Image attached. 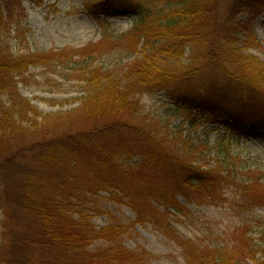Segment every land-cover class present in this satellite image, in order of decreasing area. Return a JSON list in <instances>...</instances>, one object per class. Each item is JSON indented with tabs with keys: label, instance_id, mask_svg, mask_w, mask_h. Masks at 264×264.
<instances>
[{
	"label": "trees",
	"instance_id": "1",
	"mask_svg": "<svg viewBox=\"0 0 264 264\" xmlns=\"http://www.w3.org/2000/svg\"><path fill=\"white\" fill-rule=\"evenodd\" d=\"M245 1L256 0H239L237 6ZM89 7L104 35L107 17H130L132 27L117 35L113 46L124 55L119 52L111 62L97 64L105 52L98 48L22 51V39L12 43L10 32L0 20V135L14 138L30 131L36 135L0 160L4 182L0 210L5 216L0 264H145L149 254L127 250L121 238L136 221L150 218V211L158 216L151 222L177 245L184 264H264V223L255 237L239 230L235 240L222 245L196 244L195 239L183 235L174 225L183 224L180 217L187 209L189 197L185 196L187 203H180L158 187L167 160V165L183 178L187 192L197 187L210 203H219L212 200L219 197L215 186L239 181L230 171V162L221 157L211 169H186L183 158L194 154L193 148L186 149L172 140L170 145L181 147L183 155L164 153L165 141L156 140L146 131L147 126L138 122L139 97L159 90L181 66L183 46L192 45L205 35L211 10L206 0H98ZM238 29L239 26H230L221 37L224 59L220 63L224 68L227 63L236 62L243 69L251 64L252 60L240 55L236 47ZM129 41L131 45L125 52L123 47ZM30 68L51 70L57 75L64 72L77 80L81 94L78 105L68 110L41 111L18 91L17 84ZM256 68L264 79L263 64ZM224 74L235 83L243 82L240 71L227 68ZM243 84L234 92L240 101L236 105L238 112L211 96L171 94V99L182 111L208 110L219 119L225 118L232 133L238 136L249 131L264 134V103L253 101L254 89L260 87ZM48 101L52 105L59 102L56 98ZM144 144L140 150L138 146ZM25 153L30 155L29 161L21 160ZM134 153L140 156L138 165L126 166L125 161ZM194 159L191 158V165ZM240 178L239 188L244 186L248 191L259 187L264 191V173ZM100 192L111 196L121 193L136 210V221L112 220L103 227L94 225V210L85 209L84 205ZM254 200L247 206L259 203ZM261 202L264 203V196ZM190 219L194 225L196 218Z\"/></svg>",
	"mask_w": 264,
	"mask_h": 264
},
{
	"label": "rangeland",
	"instance_id": "2",
	"mask_svg": "<svg viewBox=\"0 0 264 264\" xmlns=\"http://www.w3.org/2000/svg\"><path fill=\"white\" fill-rule=\"evenodd\" d=\"M96 1L98 0H0V20L2 27L10 32L12 43L22 39L19 43L22 51L62 48L89 50L92 47L105 51L103 58L99 61L97 59V64L108 63L114 56H118L116 54L121 53L120 49H114L113 46L117 35L132 27V20L125 15L107 17L105 20L108 29L104 35L102 26L89 7ZM238 1L206 0L211 10L205 35L193 41L192 45L183 46L182 53L180 52V70L171 74L172 76L159 86V90L145 92L139 97L138 122L147 126L146 131L156 140L165 141L164 153L183 155L181 147L176 149L170 145V141L175 140L186 149H194V154L190 155L195 158L192 165L190 157L183 158L188 166L186 169L191 168L190 166L211 169L222 157L230 162V171L235 172L234 178L239 180L229 181L228 185L223 186L218 183L215 187L220 193H217L219 197H213L212 200L219 203L212 204L197 187L187 192L183 178L167 165V160H164V168L157 181L158 187L164 190L168 198L173 196L180 203H187L185 196L189 197L187 209L180 217L183 224L174 225L180 233L195 239L194 242L199 245H222L231 242L235 240L239 230H246L255 237L256 230L264 223V203L261 202L264 191L259 187L245 191L243 185L244 188H239L242 184L240 177L248 178L264 173V134L249 131L238 136L232 133L225 118L219 119L208 110L182 111L178 107L179 104H175L171 99V94H185L189 97L211 96L227 109L238 112L236 105L240 101L234 92L244 83V86L260 87V92V88L254 89L253 101L258 105L264 103V79L259 68L255 69L256 66H264V0L251 3L245 1L237 6ZM225 20H228L227 23ZM229 22L231 25H228ZM230 26H239L236 47L240 55L248 56L252 60L251 64L246 66L247 69H243L242 65L239 66L236 62L230 65L227 63L225 68L220 63L224 59V40L221 37ZM243 29L250 34L247 35ZM130 45V41L124 45L125 52ZM17 46L18 44L15 48ZM227 68L233 72L240 71L243 74V82L241 80L235 83V80L226 77L224 71ZM17 87L23 96L43 112L74 108L78 105V97L81 95L78 92L77 80L68 78L67 73L57 75L51 70L41 68H30ZM249 94H252V91H249ZM52 98L58 99L59 102L52 105L48 101ZM249 98L247 96L246 99ZM239 111L252 115L248 111ZM258 113L255 111V114ZM35 136L32 131L18 133L14 138L0 135V160L27 145ZM144 146L145 144L138 147L141 150ZM137 153L125 161L126 166L138 165L140 156ZM30 158V155L25 153L21 160L29 161ZM3 184L0 177V200ZM115 194L120 198H116ZM252 199L259 203L247 206ZM84 208L94 210L92 222L97 227H103L112 220L128 223L137 219L136 210L121 193L111 196V193L100 192L99 196L92 197ZM138 208L143 209L141 204H138ZM158 208L162 211V207ZM151 213L150 211L148 214L149 220L136 221L134 227L123 234L122 245L127 250L148 253L149 259L145 264H184V257L177 245L151 222L156 221L158 217ZM4 217L3 211L0 210V236ZM191 217L196 218L194 225L191 223ZM245 264L253 262L248 261Z\"/></svg>",
	"mask_w": 264,
	"mask_h": 264
}]
</instances>
